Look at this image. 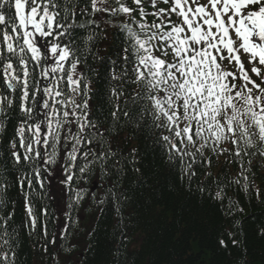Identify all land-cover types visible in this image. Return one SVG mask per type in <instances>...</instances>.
I'll return each mask as SVG.
<instances>
[{"label": "snow or ice", "instance_id": "1", "mask_svg": "<svg viewBox=\"0 0 264 264\" xmlns=\"http://www.w3.org/2000/svg\"><path fill=\"white\" fill-rule=\"evenodd\" d=\"M110 36L119 37L115 58L97 50ZM94 61L111 65L102 104L91 103ZM148 141L188 191L195 185L223 209L210 227L229 264H254L238 216L244 208L226 188L264 198L252 169L255 158L264 161V0H0V264L19 258L6 178L13 169L28 170L17 184L33 230L34 184L53 197L73 193L72 207L86 195L74 185L94 176L107 186L89 199L110 202L122 221L124 185L144 183ZM220 156L237 175L213 178ZM259 235L264 242V228ZM70 236L64 226L61 243L42 245L52 264H83V252L72 258Z\"/></svg>", "mask_w": 264, "mask_h": 264}, {"label": "trees", "instance_id": "2", "mask_svg": "<svg viewBox=\"0 0 264 264\" xmlns=\"http://www.w3.org/2000/svg\"><path fill=\"white\" fill-rule=\"evenodd\" d=\"M109 42L113 43L112 48L107 46ZM118 47L119 37L110 36L109 41L99 43L97 50L115 58ZM92 63L99 73L91 74L96 82L92 103L102 104L106 99L104 93L108 81L107 68L111 65L100 61ZM137 146L140 147L139 144ZM142 149V162L146 173L144 183L125 182L124 189L128 199L122 202V221L110 202L98 207L89 199L90 183L97 177L94 176L87 184L79 185L86 189L85 198L74 207L75 210L70 207L64 217L71 232L69 243L77 245L73 249L72 258H77L83 252L86 257L83 264H104L106 260L113 258L117 264H229L232 255L216 247L210 227V220L215 219L223 209L217 207L215 202L205 203L195 191V185L191 192L188 191L178 180L177 174L167 169L162 151L152 145L151 141L144 144ZM225 159V156L214 158L213 166L209 169L213 178L238 174V166L233 163L226 165ZM252 169L256 186L264 191V161L255 158ZM26 171V168L19 172L13 169L12 174L6 177L9 184L8 196L16 208L14 227L18 233L17 264H52L49 254L38 248V242H43L44 245L46 241L56 237L57 243H61L56 219L51 218L55 216L52 204L54 200L48 194L42 195L38 185H33L30 197L32 205L37 209L38 216L42 208L47 210L49 230L46 238L39 231V227L37 232L30 233L26 227L23 194L17 184L19 176ZM198 177L205 179L203 169L198 172ZM99 182L100 190L95 193L97 199L104 195V187L107 186L106 180ZM226 192L228 197L244 208V213L238 216L245 228L244 238L251 253L249 259L255 258L254 264H264V259L261 258L264 256V242L259 235L264 228V198L256 197L251 192L245 193L235 184L227 187ZM73 195L67 193L68 202L72 203ZM100 207L103 208L102 212ZM80 213L85 215V220L81 219ZM42 220H46V217L43 216ZM93 226L96 229L95 239H90L88 233ZM124 234L128 236L127 240L124 239ZM48 248L51 253L55 245L49 244Z\"/></svg>", "mask_w": 264, "mask_h": 264}]
</instances>
